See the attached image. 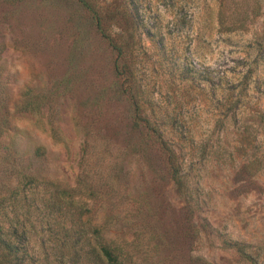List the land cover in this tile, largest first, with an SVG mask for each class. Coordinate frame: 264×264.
Segmentation results:
<instances>
[{"label":"rangeland","instance_id":"rangeland-1","mask_svg":"<svg viewBox=\"0 0 264 264\" xmlns=\"http://www.w3.org/2000/svg\"><path fill=\"white\" fill-rule=\"evenodd\" d=\"M91 1L115 15L103 26L124 32L132 48L141 105L167 116L161 130L173 167L150 141L132 156L141 141L131 129L128 83L114 77L113 54L73 0H0V185L15 160L71 187L83 141L76 115L120 165L114 208L137 194L144 201L146 258L264 264V2L242 30L220 33L216 13L219 5L229 11L228 0ZM27 88L48 95V113L18 111ZM50 113L63 143L44 130ZM45 197L34 187L17 209L29 219L34 264H56Z\"/></svg>","mask_w":264,"mask_h":264},{"label":"trees","instance_id":"trees-1","mask_svg":"<svg viewBox=\"0 0 264 264\" xmlns=\"http://www.w3.org/2000/svg\"><path fill=\"white\" fill-rule=\"evenodd\" d=\"M73 1L87 15L98 36L106 42L113 54L114 77L128 83L123 91L128 95L132 109L131 129L139 131L141 141L139 145L132 146V156H139L140 150L150 141L157 145L172 168L175 155L161 130L164 126L162 121L167 116L152 114L143 108L140 81L136 79L137 72L131 58L132 48L124 32L107 31L103 26L106 20L115 15L91 0ZM263 2L264 0H228L227 12L220 10L219 5L216 13L218 32L233 33L242 30L251 18L261 14ZM21 97L18 111L38 117L42 109L47 108V113L50 110V99L42 91L35 92L32 88H27ZM73 122L77 130L82 131L83 141L77 173L71 187L43 179L29 168L17 165L15 160H10L5 166L2 173L3 185H0V264H34V257L27 247V236L31 228L29 219L26 213H21L20 219L17 209L25 201L27 193L37 186L46 191L43 201L44 216L49 247L54 251L56 264H160L158 259L146 258L143 252L141 225L146 208L142 197L137 194L124 205L114 208L120 165L107 158L105 149L98 143V137L86 127L80 126L78 116L73 117ZM44 130L54 143H63L51 113L46 117ZM42 155V148L34 150L35 157ZM161 245V240L154 238L151 246L153 255L158 256ZM239 254L244 260L251 262V258L241 250Z\"/></svg>","mask_w":264,"mask_h":264}]
</instances>
